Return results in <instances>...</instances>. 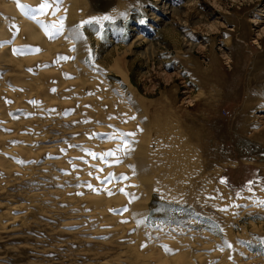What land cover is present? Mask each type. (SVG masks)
<instances>
[{
    "label": "rangeland",
    "instance_id": "obj_1",
    "mask_svg": "<svg viewBox=\"0 0 264 264\" xmlns=\"http://www.w3.org/2000/svg\"><path fill=\"white\" fill-rule=\"evenodd\" d=\"M23 1L0 7L30 20ZM64 4L62 31L42 25L48 60H21L40 55L19 51L27 36L0 53V149L15 151L0 159V264H264V0ZM73 87L98 107L69 105ZM112 131L148 170L116 231L88 222L68 166Z\"/></svg>",
    "mask_w": 264,
    "mask_h": 264
},
{
    "label": "bare ground",
    "instance_id": "obj_2",
    "mask_svg": "<svg viewBox=\"0 0 264 264\" xmlns=\"http://www.w3.org/2000/svg\"><path fill=\"white\" fill-rule=\"evenodd\" d=\"M44 2H45V0H34V1H32V4L30 3L28 8L26 9L28 12L31 13L30 14V20H26V21H23L22 20L23 17H21V16L19 17V15H18L19 13H21V14H22V12L24 13L25 10H22L20 12H14V8H13L14 5H11L10 3H6L4 5L2 4V8L1 7L0 8L3 10L5 16L1 17V23H2L1 26L3 27V30L0 31V41L1 40L3 41V39L7 40L8 38L10 39L12 36H15L14 33L10 32V29H11L10 27H12L11 26L12 23H13V25L15 24L16 26H18L16 29H19L20 31L19 30H17V31L20 32V33H18L16 30L15 31L18 33L17 35L21 36V37L16 36L17 39L13 40V43L11 41H9V39H8L7 42L2 43L0 45V53L12 50L17 45H19L21 42H22L21 44H24V42H25V46L24 45L17 46V48H19L21 46L19 51L24 49V51L27 52L29 50V48H31V49H33V53H35V54L40 53V55L35 56V57H31V58H27V59H21L20 57H18L22 61L23 60H28L30 62L31 61L35 62V60H43V59H47L48 58L47 54L53 48V44L48 40L49 36H46L44 34H40V32L41 33H49V32H46L44 26L42 27V25L43 24L46 25V23H51L52 25H55V28L58 31L59 30L62 31V29H64L66 27V24H68L69 19L66 18L67 16L65 17V14H66L65 11L67 9H66V5L64 3H66V0H62V1L47 0L48 4L50 6L46 10H44L43 14H41V12H39L40 11L39 10V6H40V4H42ZM14 13H17V14L14 15ZM33 16L35 17V19L32 18ZM61 22L63 24L62 28L60 26ZM48 26H50V25H48ZM48 35H50V34H48ZM52 35H53V33H52ZM22 36L23 37L27 36L25 38H29L28 42H26V40L24 41V39H22L23 38ZM58 40H59V38H58ZM10 42H11V44H10ZM15 52H16V50H15ZM8 54H10V53H8ZM39 64H40V62H39ZM38 68H40V67H38ZM65 68H66V66H65ZM21 75H23V74H21ZM56 78H57V76H56ZM32 80H33V78H32ZM74 85H76V84H74ZM60 87H61V85H60ZM60 87H57L56 90L58 88L60 89ZM73 88H71L72 90H69V91L66 90L67 92H65V90L61 91V93H64V94H67V95L71 96V99L69 101L70 102L69 105H71L73 108H78L81 104L85 103V104H87V107L90 108L91 110H93V109L98 107L99 102L97 101L98 100L97 97L96 98L84 99L85 97L83 95H80L78 93V90H76L75 88L73 89ZM50 90H51V88H50ZM57 91H59V90H57ZM0 92H1V90H0ZM2 94L6 96L7 92L3 91ZM14 94L17 95L15 97L16 99H22V98L27 99V97L29 96V94H27V91H26V93H24V90H22V89H18V91L17 92L15 91ZM3 100H5V99H3ZM92 112H94V111H92ZM4 116L6 117V115L2 116L0 114V117L5 118ZM73 116H75V114ZM119 118H121V117L118 116V117L113 118L111 120L112 123L114 125H119V123H120V119ZM0 122H1V124H5V125H7L9 123L5 119H2ZM23 128H25V127L23 126ZM114 128H117V126L114 127ZM19 129H17V131ZM28 131L29 130H27V131L25 130V131H22V132H24V133H26V135H28V133H29ZM127 131L128 130H126V132ZM121 134L119 132H117V131H115V132L112 131V132H110V134H108L109 136H107V140H105L103 142H99V143H94V141H92V139L91 140H86L84 142L85 145L82 144L83 142L81 144L85 148H87V151L85 149H83V150H85V152H83L81 154H73L70 151L69 152L68 151L67 152L63 151V152L59 153V157L60 158H62V157L65 158L67 156H70V154L72 153L74 161L73 162L69 161L70 162L68 164V166H69V176L75 174V178L76 179H80V180H83V181L86 180L85 181V185L81 189L82 190L81 195L83 196L82 198H84V196L85 197L87 196L86 198L88 200H86V201L88 202V204L90 206L89 209L86 208L87 209V211H86L87 215L86 216L89 217L88 218V222L91 221V220L94 221L95 224L96 223L98 224L100 222L101 225H104V226L107 225L106 228H110V230L112 228L113 229H115V228L117 229V227L120 228L118 223H121L119 221H121V219H123V218L125 219V217L127 218L126 226H128V225L131 226V224H132L131 219L134 216V214H132V212H131V210H132V208L134 206V205L132 206V202L134 203L137 200V198L139 197V195L142 196V193L145 192L144 190H142L143 192L141 191L142 193L139 192L142 185L140 184L141 182L139 180L135 181L134 176H133L135 173L133 174V172L136 171V172L141 173V174H144L145 172H148V170L145 167L146 164H145L144 161L139 160L138 158H136L135 154L129 153L130 151L127 152L126 148H128L129 145H128V142L124 143L122 141ZM135 135H136L135 133H132V136H135ZM21 137L26 140V136H21ZM1 141H2V138H1ZM20 141H22V140H20ZM24 143H27V142H24ZM18 148L20 150L19 152H21V153L24 152V150H25L22 147H16L15 149L18 150ZM125 149H126V151H125ZM17 150H16V154H17V156L18 155L20 156L21 154H18ZM13 152H15L14 149H11L9 152H7L6 150L2 151V149H0V159H2V155H4V154L5 155L6 154L10 155V153H13ZM11 157H12V155H11ZM13 157H15V156H13ZM3 158H4V156H3ZM17 166L18 165H16V164L15 165H10L8 168H9V170L12 169L14 171L15 169H17L16 168ZM19 170L21 171L20 172L21 175L24 176V174H26L24 168L23 169L19 168ZM10 177H12V176L10 175L9 178ZM144 194H143V196L146 195V194L145 195ZM78 195H76V196H78ZM76 196H75V199H76ZM80 198H77V199H80ZM138 199L142 200V199H145V197H143V198L141 197V198H138ZM83 200H85V198ZM75 201H77V200H75ZM131 206H132L131 210H128V208L130 209ZM126 209H127V211H126ZM115 219H117V220H115ZM113 220H115V221H113ZM116 221L118 223H115ZM110 222H112V223H110ZM128 227H126V229ZM116 229H115V231H116ZM163 244H165V243H163ZM168 244H169V242H168ZM168 244H167V246H168ZM170 244H171V242H170ZM173 246L174 245H172V247Z\"/></svg>",
    "mask_w": 264,
    "mask_h": 264
},
{
    "label": "snow or ice",
    "instance_id": "obj_3",
    "mask_svg": "<svg viewBox=\"0 0 264 264\" xmlns=\"http://www.w3.org/2000/svg\"><path fill=\"white\" fill-rule=\"evenodd\" d=\"M49 6H50V5L48 4L47 0H45L44 3L40 4V6H39V10H40L41 14H43L44 10H46ZM20 7H27V6L20 5ZM32 18L35 19L34 16H33ZM98 19H101V20H108V19H110V17H108V16H104V17H101V18H98ZM84 23H90V21H85ZM60 26H61V28L63 27L62 22H61V25H60ZM53 27H55V25H53ZM133 119H134V118H133ZM260 204H261V205H264V201H261ZM227 246H228V247H231V245H227ZM165 248H166V246H165ZM166 250H167V249H166Z\"/></svg>",
    "mask_w": 264,
    "mask_h": 264
}]
</instances>
